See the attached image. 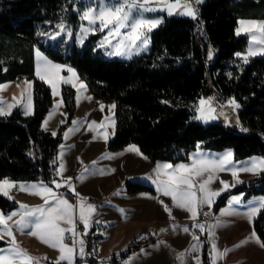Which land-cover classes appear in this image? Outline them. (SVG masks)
Here are the masks:
<instances>
[{
    "label": "trees",
    "instance_id": "trees-1",
    "mask_svg": "<svg viewBox=\"0 0 264 264\" xmlns=\"http://www.w3.org/2000/svg\"><path fill=\"white\" fill-rule=\"evenodd\" d=\"M78 0H0V83L24 75L34 81L35 111L23 115L16 108L0 116V179L35 180L55 186L57 154L66 128L74 121L76 90L64 84L67 121L55 135L43 128L53 105L51 87L35 75L34 46L56 61L73 65L94 94L116 103L117 130L108 148L116 150L135 143L153 160L174 163L189 159L199 148H232L236 160L264 157V56L245 63L235 54L247 50L248 35H237L241 17L264 18V0H206L201 13L165 16L151 34L150 52L131 59L105 57L95 50L100 34L89 36L84 47L56 46L46 41L39 25L67 21L75 33L80 25L75 10ZM212 50V58H208ZM7 57L2 61L1 57ZM215 95L220 101L234 99L240 105V125L204 124L194 118V105ZM246 128L248 131H242ZM55 161V163H53ZM129 192L155 189L140 182H127ZM70 198L74 194L59 188ZM244 193L245 199L264 195V172L237 184L216 201L217 212L229 198ZM19 204L0 193V209L10 211ZM264 239V210L254 222ZM5 242L0 240V247ZM88 238V264H101L92 255ZM139 244L122 252L126 257ZM117 263V262H115ZM114 263V264H115Z\"/></svg>",
    "mask_w": 264,
    "mask_h": 264
},
{
    "label": "crops",
    "instance_id": "crops-1",
    "mask_svg": "<svg viewBox=\"0 0 264 264\" xmlns=\"http://www.w3.org/2000/svg\"><path fill=\"white\" fill-rule=\"evenodd\" d=\"M205 1L201 0L200 2L198 16ZM241 21H244V23L242 24ZM261 22H264L262 17H241L238 19L237 30H240L239 35H248L250 38L247 50L238 52L241 53L240 58L242 60L247 55L250 46H252L253 52L264 48V45L258 43L262 35H264L259 31ZM254 35L256 40L252 38ZM2 38L4 36L0 34V39ZM37 53L40 55L38 56ZM33 54L35 75L39 78L40 76L44 77L42 80L51 87L53 94V105L42 124L45 130L57 133L60 126L67 121L68 109L62 93L63 85H71L76 90L74 118L76 123L74 124L73 121L65 130L68 135L66 137L64 133L63 142L59 147L57 173L60 171L61 162H63L64 168L62 173L57 175L60 178L58 182L63 185L62 187L68 190L67 183H70L75 188V192L79 193V197L74 195L75 198L72 199L65 192H61L59 188L40 181L3 178L0 181L8 179L10 182L15 183L16 187L9 189L5 186V190L12 197L11 200L19 202V206L10 211L0 209V212L7 216L13 212L23 213L37 207L47 208L55 203L49 193L43 191L38 194L35 193L30 188L33 184L39 185L43 183L51 187L57 196L62 194L63 198L67 199L70 204L75 205L73 212L74 230L79 235L74 237L77 243L72 254V264H88L87 258L90 255L88 251L89 237H91L93 242L92 255L99 262H106L107 264H114L115 256L122 255V252L135 244H139V248L123 257L122 264H126V262L127 264H181L180 260L177 259L178 254L181 252L185 253L183 264H198L201 261L210 264L213 255L212 237L209 236L207 226L216 224L217 219L222 221L224 225L215 229L217 249L218 251H223L225 248L232 250L223 258L217 257L216 264H264V248L256 243L255 240H250L240 247H234L249 237L253 231H255L260 241L264 242L254 225L255 219L263 210L257 212L251 223L243 215V213L247 212L249 201L256 203L264 195L245 199L244 193L234 194L235 196L243 194L242 206H233L240 214L221 216V210L228 208V202L217 212L214 210V206L217 199L224 192L234 188L229 187L226 191H221L219 196L213 197L214 203L211 208L207 204L202 206L209 213L208 220L201 219L199 216L193 220L190 212L181 210L172 204L171 196H164L162 191H158V184L154 182L158 179L163 181L174 179L175 177H171L168 174L175 172V166L177 165L191 166L196 161L215 159L229 151L233 153V165L237 168L241 166L237 162H248L252 159L261 160L264 157L256 155L236 160L235 152L232 148L224 150L197 148L190 152L189 159L174 163L169 160H153L135 143L128 144L120 149L111 150L108 148V143L117 130L116 103L113 100L106 101L104 99L95 102L93 91L73 65L54 60L37 45L34 46ZM253 56L264 55L254 54L248 56V58ZM41 57L61 67L59 69L45 70ZM1 60L6 61L7 57H1ZM69 68L73 70L75 75L68 71ZM38 72L40 75L37 74ZM65 80L68 82L65 83ZM29 82L30 87L28 86ZM81 85H84V87H81ZM14 97L15 99H13ZM9 104L13 105V107L8 108ZM113 104L115 107L110 110L109 106ZM100 105H104L103 111H101ZM0 107H3L4 111L10 114L18 107L21 108L23 115H25L24 112L26 110L31 111L33 114L35 111L34 81L24 75H19L16 79L0 83ZM45 121H47L46 125ZM70 129L72 131H69ZM132 146H135L138 151L129 150ZM164 164H170L173 168L161 169L160 175L157 177V166ZM199 166V164L196 165L197 168ZM192 171H195V169H181L179 170V175L187 177L190 176ZM260 173L239 172L238 180L243 182ZM207 175L208 173H204L202 177L191 175L193 181L192 191L197 193V197L201 196L198 191V185ZM213 175L215 179L209 185L212 190L223 188L220 183L221 180L228 182L229 185L235 184L236 186L239 184L233 178L230 170L215 171ZM68 177L72 179L67 181ZM128 181L148 184L155 191L129 192L127 188ZM19 185H25V190H20ZM180 187L186 188L187 185H180ZM81 198L86 202L83 205L85 210L86 204L95 206V211L91 215L87 229L79 221ZM45 199L49 200V204L46 205L44 203ZM161 201H163V204ZM21 204L26 205L27 208H21ZM164 205L172 208L171 215L164 210ZM121 209L124 211H120ZM19 219L20 215H16L7 223L11 226L20 247L26 250L29 256L39 258V264H54L60 255L59 250L42 243L38 236L28 235L27 232L31 231V229H25L24 232L19 231L13 223V221ZM57 223L61 228L72 227L64 221H57ZM197 223L205 224V230L202 234L195 232ZM169 225L172 226V230L167 232ZM184 227H188L189 232L185 233L183 231ZM161 229H165V231H161ZM193 235L198 236L199 241L194 240ZM141 237L144 238L141 239ZM81 239L84 241L85 255L83 257L79 255L80 244L78 241ZM2 241L5 244L0 248H8L10 237L4 235ZM64 243L72 247V241L67 240L66 232L64 233ZM195 243L199 244L198 251H195L200 254L199 260L193 256L194 252L188 251L192 244ZM65 254L68 255L67 253ZM44 257L48 259L45 260L43 259ZM14 264H28V262L20 258L16 259ZM32 264H36V262L32 261ZM61 264H69V261H61Z\"/></svg>",
    "mask_w": 264,
    "mask_h": 264
},
{
    "label": "snow or ice",
    "instance_id": "snow-or-ice-1",
    "mask_svg": "<svg viewBox=\"0 0 264 264\" xmlns=\"http://www.w3.org/2000/svg\"><path fill=\"white\" fill-rule=\"evenodd\" d=\"M158 2H163L168 15H173V10L177 7H181L183 10L180 12H176L175 14L178 15H189L193 19L196 18V12L192 8V3H200L201 0H192L190 3L189 0H184V3L181 5L180 0H176L175 4L167 3V0H158ZM149 3V0H143V2H138V0H99V8L93 9L91 7L88 8V10L84 13L82 19H86L89 21V24H95L97 21H99V30L103 31L105 28H109L108 36L120 35V31L123 28H129L131 29V32L128 33V38H131L133 40H138L142 45L145 47L149 43V37L146 34L138 33L137 28H143L147 26V30L150 32L153 28L161 24L163 21L161 18H152L147 19L144 17V13L146 12H154L157 11V8L149 7L147 6ZM163 10V9H159ZM243 24L244 21H241ZM255 23V22H251ZM58 27H63L62 25ZM89 29H82L85 33ZM94 30V29H93ZM239 29L237 30V35H239ZM259 31L261 34H264V22H261L259 24ZM108 36L105 37L104 42L108 41ZM253 40H256V36L254 35ZM83 41L81 40V43ZM104 42H102L101 47L104 46ZM259 44L264 45V35H262L261 39L258 41ZM124 45V41H120L116 45V52L110 53L120 55V47ZM259 54L264 55V48H260L257 52L252 51V46H250V49L243 57L244 62H248V56ZM39 56L40 54L37 53ZM213 55L212 50H209L208 58L211 59ZM237 57L241 56V53L235 54ZM41 60L43 61L45 70L48 69H59L60 65L52 64L51 62L47 61L43 57H41ZM69 72H71L73 75L75 73L72 69H68ZM38 75L39 72L37 73ZM41 79H44L43 76H40ZM63 79V78H61ZM65 83L68 81L65 80ZM28 86L30 87V82L28 83ZM55 87V86H53ZM81 87H84V85H81ZM55 94V93H54ZM15 99V97L13 98ZM90 99V98H89ZM212 98H209V100L201 101V104L209 103L211 102ZM230 104L234 105L236 108H239L240 105L235 102V100H230ZM13 105L9 104L8 108H12ZM115 105L109 106L110 110L114 108ZM104 105H100L101 111H103ZM10 113H6L3 109V107H0V116L8 115ZM25 115H31V111L26 110L24 112ZM199 118V117H198ZM76 123L75 121L73 122ZM47 124V121H45V125ZM95 124V122H93ZM91 127V126H90ZM242 131L247 132L248 130L246 128H242ZM69 131H72L71 129ZM56 133L53 132L52 135H55ZM68 133H65V136L67 137ZM107 139V137H105ZM63 148V146H61ZM199 148V145L197 146ZM129 150L131 151H138V149L135 148V146H132ZM62 156V153H61ZM233 153L227 152L223 156H219L215 159H208L203 161H196L193 165H177L175 166L176 171L173 173H169L171 177H175L174 179H170L169 181H163V180H157L154 181L158 184V191H162L164 196H171L172 204L175 205L177 208L181 210H186L187 212L191 213V219L195 220L197 216L200 214L197 209L200 206H203L207 204L209 208H211L212 204L214 203L213 197L219 196L221 191H226L229 187H235V184L229 185L228 182L221 180L220 183L223 185L222 189L219 190H212L209 185L212 183V181L215 179L213 173L215 171H231V174L234 179H236L237 183H242V181L238 180V173L239 172H253L254 174L257 172H264V159L256 160L252 159L248 162H237L241 166L239 168L235 167L233 165ZM55 163V161H53ZM95 163V162H94ZM199 164L200 166L197 168L196 165ZM64 168L63 162L60 164V171H58V175L62 173V170ZM173 168L170 164H164V165H158L157 166V177H159L161 169H171ZM191 170L195 169V171H192L190 176H180L179 170ZM87 171V169H85ZM204 173H208L206 178H204L198 185V191L201 193V196L197 197V193L195 191H192L193 188V181L191 179V175L202 177L204 176ZM72 178L68 177L67 181H70ZM53 184H55L56 188H61L63 185L58 181H52ZM180 185H187L186 188H181ZM5 186L7 188H13L16 187L15 183L10 182L8 179H4L3 181H0V193H2L4 196L8 197L9 199H12V197L9 196L8 191L5 190ZM20 190H25V185H19ZM30 188L35 192L39 193L40 191L49 193L51 195V198L55 201L54 204L50 205L47 208L43 207H37L31 211H25L23 213H17L13 212L11 214H8L5 216L3 212H0V240L4 239V235H7L10 237L9 247L8 248H0V264H14V261L16 259L22 258L23 260L27 261L28 264H32V261H35L36 264H39V258L29 256L27 254V251L22 249L19 245V243L16 241L15 236L12 232L11 226L8 225V221L12 220V218L16 215H20L19 220L13 221V223L17 226L18 230L21 232H24L25 229H31V231H28L27 234L31 236H38V238L41 240L42 243L47 244L49 247H52L54 249H58L60 252L59 257L54 262V264H61V261H69V264H72V254L75 250V245L77 243V240L74 238L78 233L75 232V221L73 219V212L75 205L70 204L67 199L63 198V195L57 196L56 193L53 192V189L47 185H44L43 183L36 185L33 184L30 186ZM67 188L69 191H71L74 195L79 197V193L75 192V188L70 184L67 183ZM118 194V193H117ZM242 196L243 194L239 196H232L231 199L228 201V208L221 210V216L224 215H237L240 214L238 210L233 206H242ZM19 203V202H17ZM44 203L47 205L49 204V200L45 199ZM86 202L81 198V207H80V214H79V221L83 223L85 229L89 227V221L91 219L92 213L95 211V206L92 204H86V210L83 206ZM163 204V201H161ZM21 208H27L26 205L21 204ZM164 210L171 215L172 208L168 205H164ZM264 210V197L259 198V200L256 203H253L252 201L248 202L247 205V212L243 213L251 223L252 219L255 217L258 211ZM120 211H124L121 209ZM203 215L208 216L209 213L205 212ZM57 221H64L68 225H71L72 227L68 228H61ZM99 223V221H97ZM224 226L223 222L217 219L216 224L214 225H208L209 230V236L212 237V257L210 264H216L217 257L223 258L227 255L228 252H230L232 249L225 248L223 251H218L217 244H216V237H215V229L217 227ZM195 227L199 228L201 232L205 230V224L203 223H197ZM161 231H165V229H161ZM183 231L185 233L189 232L188 227H184ZM68 232L72 234V247H69L64 243V233ZM144 237H141L143 239ZM193 239L196 241H199V237L196 235H193ZM250 240H255L256 243L260 244L262 248H264V242H261L259 237H257L255 231H253L249 237L245 238V240L241 241L239 244L235 245L234 247H240L243 244H246ZM80 244L79 249V255L83 257L85 255L83 244L84 241L81 239L78 241ZM199 244L195 243L192 244L191 248L188 250L189 252H195L198 251ZM143 251V250H142ZM67 253L68 255H66ZM185 257V253L181 252L178 254L177 259L180 260L181 264H183ZM43 259L47 260V257H44ZM197 260L199 258L197 257ZM127 264V262H126Z\"/></svg>",
    "mask_w": 264,
    "mask_h": 264
},
{
    "label": "rangeland",
    "instance_id": "rangeland-1",
    "mask_svg": "<svg viewBox=\"0 0 264 264\" xmlns=\"http://www.w3.org/2000/svg\"><path fill=\"white\" fill-rule=\"evenodd\" d=\"M205 1V0H204ZM138 2H143V0H138ZM181 5L184 3V0H180ZM191 3L192 0H189ZM167 3L175 4L176 0H167ZM201 3H192V8L196 12V16L199 14V5ZM149 7L157 8V11L154 12H146L144 13V17L147 19L152 18H161L162 21L164 20L165 16L168 15L167 9L163 2H158V0H149L148 5ZM91 7L93 9L99 8V0H78L75 10L79 13L80 17V25L78 30L74 33L72 31V25L67 21L61 22H46L39 25V31L42 34L43 38L46 41H50L56 46L64 47V46H71L77 45L79 47H84L86 39L93 35V34H100V38L94 43L95 50H97L101 55L105 57H119L121 59H131L136 55H140L142 53L150 52L151 49V34L152 32L160 25L153 28L150 32L147 30V26L143 28H137L138 33L146 34L150 39L149 43L145 47L140 43L138 40H133L128 38V33L131 32L129 28H123L120 31V35L108 36L109 28H105L103 31L99 30V21L95 24H89V21L86 19H82L84 13ZM163 9V10H159ZM183 9L181 7H177L173 10V15L176 12H180ZM172 16V15H168ZM185 16H189L186 15ZM62 25L63 27H58ZM82 29H89L86 33L82 31ZM94 29V30H93ZM108 36L109 42H104L105 37ZM81 40L83 41L81 43ZM124 41V45L120 47V55L111 54L116 52V45L120 42ZM102 42H104V46L101 47ZM209 98L211 99L210 104L204 103L201 104V101H208ZM233 100V99H230ZM220 101L218 98L213 96L202 97L195 105H194V118L198 121L203 122L204 124H209L212 122H219L225 125H240V119L238 115V109L234 105L230 104L229 101ZM110 101V100H106ZM199 117V118H198ZM101 264H107L106 262H100Z\"/></svg>",
    "mask_w": 264,
    "mask_h": 264
},
{
    "label": "built area",
    "instance_id": "built-area-1",
    "mask_svg": "<svg viewBox=\"0 0 264 264\" xmlns=\"http://www.w3.org/2000/svg\"><path fill=\"white\" fill-rule=\"evenodd\" d=\"M97 202H99V201H97ZM197 211L200 213L198 215L199 218L204 219V220H208L209 219V215L208 216L203 215V213H205L206 211H205V209L202 206L198 207ZM171 230H172V226L169 225L168 228H167V232H170ZM195 232L197 234H202L200 229L197 228V227L195 228ZM66 233H67V240L72 241V239H73L72 234L68 233V232H66ZM193 256L196 257V258L197 257L199 258L200 254L198 252H194ZM114 259H115V262H117V264H122V262H123V256L122 255H117V256H115ZM198 264H206V263H205V261H201Z\"/></svg>",
    "mask_w": 264,
    "mask_h": 264
}]
</instances>
